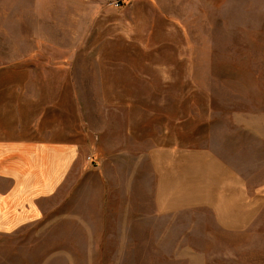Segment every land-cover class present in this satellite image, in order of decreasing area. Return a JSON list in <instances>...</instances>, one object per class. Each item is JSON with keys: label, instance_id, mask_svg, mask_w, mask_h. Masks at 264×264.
Returning a JSON list of instances; mask_svg holds the SVG:
<instances>
[{"label": "rangeland", "instance_id": "374dc122", "mask_svg": "<svg viewBox=\"0 0 264 264\" xmlns=\"http://www.w3.org/2000/svg\"><path fill=\"white\" fill-rule=\"evenodd\" d=\"M75 165L0 264H264V0H0V141Z\"/></svg>", "mask_w": 264, "mask_h": 264}, {"label": "crops", "instance_id": "0c3cea01", "mask_svg": "<svg viewBox=\"0 0 264 264\" xmlns=\"http://www.w3.org/2000/svg\"><path fill=\"white\" fill-rule=\"evenodd\" d=\"M76 157L68 143L0 141V234L43 213V201L61 186Z\"/></svg>", "mask_w": 264, "mask_h": 264}]
</instances>
